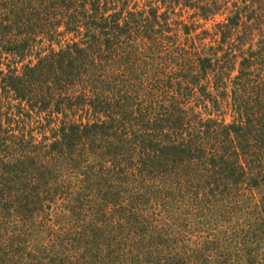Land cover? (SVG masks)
Returning a JSON list of instances; mask_svg holds the SVG:
<instances>
[{"label":"trees","instance_id":"16d2710c","mask_svg":"<svg viewBox=\"0 0 264 264\" xmlns=\"http://www.w3.org/2000/svg\"><path fill=\"white\" fill-rule=\"evenodd\" d=\"M157 1L0 0V264H264V0Z\"/></svg>","mask_w":264,"mask_h":264},{"label":"rangeland","instance_id":"374dc122","mask_svg":"<svg viewBox=\"0 0 264 264\" xmlns=\"http://www.w3.org/2000/svg\"><path fill=\"white\" fill-rule=\"evenodd\" d=\"M146 0H137L138 6L141 7ZM152 1V0H149ZM155 5L162 6L159 1L154 0ZM164 10V6L161 7ZM178 8H175V12H178ZM192 11L184 12L180 19L185 20V22H190L189 15ZM227 15L226 11H223L220 15H216L213 19L215 22L223 21ZM176 17L172 16V20ZM202 23L201 20L198 21ZM214 22L208 21L205 27L196 29L193 34H198L202 29H211ZM183 35H181V40ZM56 47V46H55ZM260 196H255V201H258ZM188 198L181 199L167 203L172 204L166 208L160 205V216L167 220L169 223H176L177 229L181 230V233L186 234L191 241L204 242L205 240H218L221 245L225 244L224 239L229 237L232 233H240L242 229H247L248 223L255 222L254 213H252L253 208L242 207L238 211H234L231 215L221 212L219 208L215 207L213 209L204 208L202 210H195L191 206V201H187ZM187 203V204H185ZM252 203L250 206H253ZM229 242V241H228ZM227 242V244H228ZM264 244V242H263ZM264 249V247H263ZM260 249V251H263Z\"/></svg>","mask_w":264,"mask_h":264}]
</instances>
